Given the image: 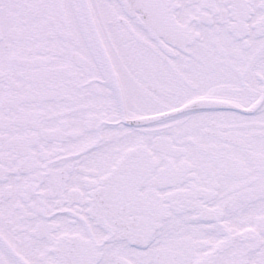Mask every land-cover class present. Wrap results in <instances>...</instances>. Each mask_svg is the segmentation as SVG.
<instances>
[{
  "label": "snow or ice",
  "instance_id": "obj_1",
  "mask_svg": "<svg viewBox=\"0 0 264 264\" xmlns=\"http://www.w3.org/2000/svg\"><path fill=\"white\" fill-rule=\"evenodd\" d=\"M0 264H264V0H0Z\"/></svg>",
  "mask_w": 264,
  "mask_h": 264
}]
</instances>
